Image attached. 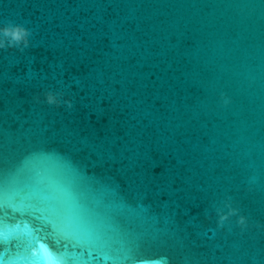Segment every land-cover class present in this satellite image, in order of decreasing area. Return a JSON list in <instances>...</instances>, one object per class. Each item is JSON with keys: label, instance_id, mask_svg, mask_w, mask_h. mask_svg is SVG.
<instances>
[{"label": "water", "instance_id": "water-1", "mask_svg": "<svg viewBox=\"0 0 264 264\" xmlns=\"http://www.w3.org/2000/svg\"><path fill=\"white\" fill-rule=\"evenodd\" d=\"M9 22L0 264H264V0H0Z\"/></svg>", "mask_w": 264, "mask_h": 264}, {"label": "clouds", "instance_id": "clouds-1", "mask_svg": "<svg viewBox=\"0 0 264 264\" xmlns=\"http://www.w3.org/2000/svg\"><path fill=\"white\" fill-rule=\"evenodd\" d=\"M31 35L30 29L26 28L22 24H16L9 22L3 26H0V49L3 48H20L23 50L28 47L30 41L29 37ZM63 96L62 92H53L49 90L45 93V99L48 104L59 105L62 101L60 97ZM69 107H71V101L65 100L63 101ZM228 207L227 213L223 212V210L219 211V219L223 221L227 218V215L235 214L236 209L232 208L230 205H226ZM239 222L243 224L245 222V218L241 216L239 218Z\"/></svg>", "mask_w": 264, "mask_h": 264}, {"label": "snow or ice", "instance_id": "snow-or-ice-1", "mask_svg": "<svg viewBox=\"0 0 264 264\" xmlns=\"http://www.w3.org/2000/svg\"><path fill=\"white\" fill-rule=\"evenodd\" d=\"M34 258L37 261V264H60L59 257L44 249L41 250L39 256Z\"/></svg>", "mask_w": 264, "mask_h": 264}]
</instances>
